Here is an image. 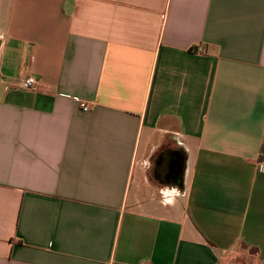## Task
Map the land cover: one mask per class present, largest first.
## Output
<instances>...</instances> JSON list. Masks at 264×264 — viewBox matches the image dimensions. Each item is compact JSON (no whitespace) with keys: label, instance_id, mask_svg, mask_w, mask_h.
I'll return each mask as SVG.
<instances>
[{"label":"crops","instance_id":"obj_1","mask_svg":"<svg viewBox=\"0 0 264 264\" xmlns=\"http://www.w3.org/2000/svg\"><path fill=\"white\" fill-rule=\"evenodd\" d=\"M261 155L264 0H0V264H264Z\"/></svg>","mask_w":264,"mask_h":264},{"label":"built area","instance_id":"obj_2","mask_svg":"<svg viewBox=\"0 0 264 264\" xmlns=\"http://www.w3.org/2000/svg\"><path fill=\"white\" fill-rule=\"evenodd\" d=\"M19 88L25 89V90H35L37 86V82L32 77H27L24 80H21L18 84ZM83 111L87 110L86 106H81ZM256 170L258 172L264 173V155H261L256 163Z\"/></svg>","mask_w":264,"mask_h":264}]
</instances>
